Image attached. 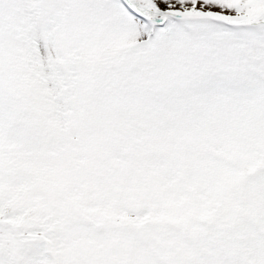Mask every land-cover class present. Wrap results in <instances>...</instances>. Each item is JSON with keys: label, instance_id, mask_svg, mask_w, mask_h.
<instances>
[{"label": "snow or ice", "instance_id": "obj_1", "mask_svg": "<svg viewBox=\"0 0 264 264\" xmlns=\"http://www.w3.org/2000/svg\"><path fill=\"white\" fill-rule=\"evenodd\" d=\"M0 264H264V0H0Z\"/></svg>", "mask_w": 264, "mask_h": 264}]
</instances>
